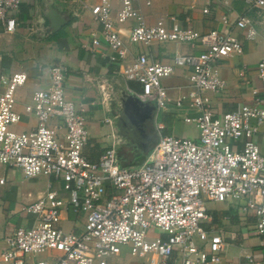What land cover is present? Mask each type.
<instances>
[{
	"label": "built area",
	"instance_id": "1",
	"mask_svg": "<svg viewBox=\"0 0 264 264\" xmlns=\"http://www.w3.org/2000/svg\"><path fill=\"white\" fill-rule=\"evenodd\" d=\"M24 1L0 0L2 32L18 30ZM73 1L89 10L101 27L91 32L83 48L101 52L120 67L126 80L139 83L140 90L130 91L140 101L166 109L169 93L164 80L179 67L186 70L190 89L175 103L194 110L196 114L186 115L184 121L194 123L199 134L196 138L160 134L145 161L134 166L121 165L115 139L99 159L91 160L84 154L90 140L87 117L66 95L65 66L48 68V85L34 92L24 112L17 109V91L29 82V74L21 68L1 73L0 186L7 182V174L1 172L6 167L21 170L27 178L52 177L64 185L68 197L51 186L32 202L27 212L35 215L33 226L18 227L6 238L0 264H110L124 248L151 264H220L231 232L224 227L206 229L205 222L214 221L208 202L236 206L243 225H251L245 235L259 237L263 244L264 154L256 137L264 135V98L257 95L223 114H217L212 104L213 95L227 87L220 63L244 53V41L233 30H242L246 41H254L255 21L246 14L235 21L224 15L225 30L201 32L189 25L188 18L183 21L173 14L149 23L141 0H118L117 9L115 0L92 5ZM245 1L249 8H264V0ZM168 42L201 50L178 52L169 63L135 48ZM257 74L264 81V58ZM24 114L34 116L37 126L17 131L14 125ZM70 207L84 214L81 231L62 226L63 213ZM248 216L254 217L251 224ZM43 254L49 258H38ZM245 260L264 264V257L255 253Z\"/></svg>",
	"mask_w": 264,
	"mask_h": 264
},
{
	"label": "crops",
	"instance_id": "2",
	"mask_svg": "<svg viewBox=\"0 0 264 264\" xmlns=\"http://www.w3.org/2000/svg\"><path fill=\"white\" fill-rule=\"evenodd\" d=\"M42 1H24L19 13L21 22L15 33H4L0 29V74L21 68L30 77L29 82L17 91V109L20 112H24L26 104L33 101L36 90L48 85V68L58 64L67 68L65 83L67 97L79 108L84 109L90 133H94L96 139L92 141L91 138L84 149V154L89 159H99L115 139L121 165L134 166L145 161L156 146L160 134L192 138L198 136L196 125L184 121L186 115L196 114L194 110L188 106L178 108L175 103L182 93L190 89L185 69L177 68L173 75L164 80L169 93L166 109L158 110L156 104L152 102L141 105L140 110L131 107L124 115L123 99L131 95L130 90H140V85L135 81L126 80L122 73L118 72L120 67L113 64L101 52L83 48L82 44L90 37L91 32L101 29L93 20L91 12L84 9L79 2L56 0L57 6L64 10L71 7V21L62 32L58 31L42 38L36 32L35 25L36 7H41ZM86 1L89 5L98 2V0ZM147 1L141 0V9L149 23H155L159 16L173 14L183 21L188 18L189 25L201 32L212 29L225 30L224 15H228L231 21H235L240 15H249L255 21L258 31L256 40L246 41L242 30H233L234 34L244 41V53L237 57L226 58L220 63V74L227 81V87L223 93L213 95L212 104L217 114H223L238 109L244 103L252 102L257 95L264 98V81L257 74V65L264 58V8H249L245 0H150V5H147ZM114 6L115 9L119 7L118 0L114 1ZM204 9H208V12H204ZM26 19H28L27 23ZM30 25L33 29H30ZM123 31L127 36L128 25ZM135 48L148 52L155 60L169 63L178 52L201 50L176 42L155 43L151 47L135 45ZM151 111L153 116L150 119L146 117V113ZM112 114L115 116L111 117ZM118 119L125 122L124 132H121L116 123ZM37 123L34 116L24 114L20 131L32 130ZM133 123L136 126L137 123L141 125L134 130ZM159 125L162 128H159ZM256 140L264 154V135H258ZM141 150L143 155L138 157L137 153ZM1 172L7 174V182L0 186V257L7 247L6 238L12 236L18 227L33 226L35 215L27 212L28 206L45 194L51 186L61 188L62 191L64 186L54 178L44 175L27 178L18 169L4 167ZM41 177L45 178V183H42ZM63 196L68 197L65 190ZM210 213L214 221L205 222L206 229L209 230L214 226L224 227L231 232L230 238L234 241L226 247L220 264H248L245 256L249 253L264 257L262 239L245 235L246 231H250L251 225L250 227L243 225L236 206L216 203V207ZM246 221L251 224L254 217L248 216ZM84 222V214L74 213L71 207L63 213L62 226L66 228L65 224H69V229L66 230L81 231ZM246 238L249 241L247 244H245ZM125 249L120 256L112 257L109 263L116 264L119 261L121 264H151L146 257L134 260L133 255L129 254L130 251L128 253ZM38 258H49V255L43 254Z\"/></svg>",
	"mask_w": 264,
	"mask_h": 264
},
{
	"label": "water",
	"instance_id": "3",
	"mask_svg": "<svg viewBox=\"0 0 264 264\" xmlns=\"http://www.w3.org/2000/svg\"><path fill=\"white\" fill-rule=\"evenodd\" d=\"M71 10H72L71 7H67V10L58 7L56 0H43L41 7L39 6L36 7V13H37V18L35 21V25L37 27L36 32L40 34L42 38H46L57 33L58 31H60L62 28L66 27L70 23L71 21L70 12H72ZM74 15H72V17ZM123 104L125 107L124 109V115H125V112L127 113V110H130L131 107L140 110V106L145 103L140 101L138 98L130 95L127 98L123 99ZM137 112L138 114H140L139 111ZM146 114H147L146 117L148 118L150 117V119L152 118L151 116H153L152 111ZM135 123H133L135 127L134 130H137V126L135 125Z\"/></svg>",
	"mask_w": 264,
	"mask_h": 264
},
{
	"label": "rangeland",
	"instance_id": "4",
	"mask_svg": "<svg viewBox=\"0 0 264 264\" xmlns=\"http://www.w3.org/2000/svg\"><path fill=\"white\" fill-rule=\"evenodd\" d=\"M62 29H63V28H62ZM62 29L60 30V32H62ZM128 35H129V33H128ZM128 35H127V37H128ZM114 116H115V115H113V114L111 115V117H114ZM21 122H22V121H21ZM21 122H20V123H21ZM20 123L14 125L15 130H17V131H20V130H21V126H22V124H20ZM116 123H117V125L120 127L121 132H124V130H125V127H124L125 122L120 121V119H118V120H116ZM88 126H89V125H88ZM93 134H94V133H90V140H91V138H92V141H93V140H96ZM190 138H192V137H190ZM103 145H104V144H103ZM137 155H138V157H140L141 155H143L142 150H141L140 152H138ZM39 177H40V176H39ZM41 178H42V177H41ZM45 181H46L45 178H42V183H45ZM207 207H208V210L211 212V211H213L214 208L216 207V203L208 202V203H207ZM65 226H66L67 229H69V224H65ZM66 228H65V229H66ZM150 235H151V236L154 235V230L150 231ZM233 242H234V241H233V238H232V239L230 238V239L228 240V245L231 244V243L233 244ZM247 242H249V241H248L247 238H246V239H245V244H247ZM228 245H227V246H228ZM125 250L129 253V250H128L127 248H126ZM129 254H130V253H129ZM132 257H133L134 260H138V258H139V257H136V256H135V257L132 256ZM116 264H121V262L118 261Z\"/></svg>",
	"mask_w": 264,
	"mask_h": 264
},
{
	"label": "flooded vegetation",
	"instance_id": "5",
	"mask_svg": "<svg viewBox=\"0 0 264 264\" xmlns=\"http://www.w3.org/2000/svg\"><path fill=\"white\" fill-rule=\"evenodd\" d=\"M127 117H128V116H127ZM128 119H130V118H128ZM128 122H129V121H128ZM137 124H138V125H141L140 123H137ZM138 125H137V126H138Z\"/></svg>",
	"mask_w": 264,
	"mask_h": 264
},
{
	"label": "trees",
	"instance_id": "6",
	"mask_svg": "<svg viewBox=\"0 0 264 264\" xmlns=\"http://www.w3.org/2000/svg\"><path fill=\"white\" fill-rule=\"evenodd\" d=\"M235 222V221H234Z\"/></svg>",
	"mask_w": 264,
	"mask_h": 264
}]
</instances>
